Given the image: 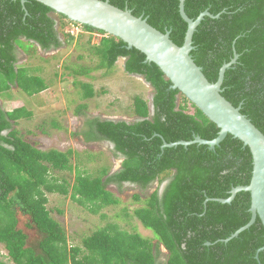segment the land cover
<instances>
[{"label": "trees", "instance_id": "16d2710c", "mask_svg": "<svg viewBox=\"0 0 264 264\" xmlns=\"http://www.w3.org/2000/svg\"><path fill=\"white\" fill-rule=\"evenodd\" d=\"M101 1L146 18L158 31H169L174 44L182 45L187 24L179 14V0ZM183 5L192 20L209 13L192 36L194 63L215 83L222 65L237 54L224 73L221 95L232 106H240V113L264 135V0H184ZM51 15L62 22L61 29L71 23L101 36L97 45L87 49L98 63L70 69L72 75L88 77L97 70L108 74L124 58V73L142 76L152 88L153 113L150 101L134 96L135 121L88 119L80 133L83 142L110 143L113 156L122 158L118 171L101 167L90 174L70 164L72 150H39L20 136L18 121L32 117L23 105L11 111L0 105V244L7 259L13 264H264V228L259 218L244 228L251 219L250 193L240 191L230 202L219 201L228 199L233 188L250 183L249 148L229 134L214 149L200 144L162 148L163 142H190L195 136L213 140L219 128L178 90H172L161 70L146 63L138 50L127 49L120 39L70 21L36 1L22 5L20 0H0V100L10 101L14 86L29 97L48 88L44 78L16 64L21 43L45 53L64 44ZM66 38L69 35L65 42ZM79 85L81 99L95 96L89 83ZM85 108L78 105L76 114L82 115ZM91 160L92 155L86 156L87 162ZM74 170L72 183L51 174ZM155 183L158 188L145 198L142 193L133 196L138 207L131 216L126 213L152 232V238L107 223L84 237L81 246H72L48 206L47 195H68L89 214L98 215L120 205L108 190L110 185L120 190L125 184L133 185L144 192ZM19 213L29 218L27 227L39 233L36 247L28 246V236L19 229ZM161 247L167 254H162ZM0 264L7 263L0 258Z\"/></svg>", "mask_w": 264, "mask_h": 264}, {"label": "rangeland", "instance_id": "374dc122", "mask_svg": "<svg viewBox=\"0 0 264 264\" xmlns=\"http://www.w3.org/2000/svg\"><path fill=\"white\" fill-rule=\"evenodd\" d=\"M51 17L56 21V30L64 44L55 51L45 53L34 45L21 43L20 47L24 55L20 56L18 61L20 67L27 68L44 78L48 88L29 97L14 86L11 102L7 101L6 97H1L0 105L6 111L23 105L32 113L30 119L19 120L16 127L20 136L39 150L55 149L60 152L72 150L74 155L70 157V164L74 169L76 166L80 171L87 170L92 174L101 167H106L114 173L120 169L122 158L113 156V147L107 142L84 143L80 133L84 131L88 119L133 122L135 119L132 115L133 97L138 96L148 102L153 97L152 88L143 82L142 78L124 73V59H118L114 70L108 74H103V70H97L88 77L72 75L70 69L94 67L98 63V59L91 56L87 49L89 45H97L100 38L86 37L65 23L61 29L62 22H59V18L55 15ZM62 34L64 37L69 35L66 42ZM79 82L89 83L95 96L86 100L81 99L83 91ZM12 100L18 102L13 104ZM83 104L86 105L83 110L84 115L76 114L77 106ZM53 122L61 128L54 127ZM88 155H92L90 162L86 161ZM51 174L55 177H64L72 183L75 170L71 173L51 172ZM156 188L158 186L153 184L143 192L133 185L125 184L121 190L115 185H110L108 190L120 200V205L105 208L98 215L89 214L87 210L72 202L68 195H47L48 206L53 212V218L63 227L68 243L72 246H81L84 237L91 235L98 228L105 227L107 223H116L131 233L152 238V232L144 229L134 216L133 218L129 216L138 207L133 196L142 193L143 199ZM54 210H60L61 213ZM126 213L129 216H126ZM102 215L107 217L102 218ZM18 217V227L28 236V246L36 247L40 239L39 233L36 229L27 227L29 224L27 216L19 213ZM0 258L7 264H13L7 259V252L1 244Z\"/></svg>", "mask_w": 264, "mask_h": 264}, {"label": "water", "instance_id": "95a60500", "mask_svg": "<svg viewBox=\"0 0 264 264\" xmlns=\"http://www.w3.org/2000/svg\"><path fill=\"white\" fill-rule=\"evenodd\" d=\"M26 1L20 0V3L23 5ZM32 1L50 8L54 13L63 15L70 21L120 39L126 44L127 49L134 48L141 52L145 56V62L155 64L164 77L171 82L170 87L172 90H178L209 121L219 128L218 136L213 140H203L195 136L190 142L178 141L172 144L163 142L162 148L200 144L208 146L209 149H214L228 134L239 139L243 145L247 146L252 155L253 166L250 183L247 186L233 188L228 199H219V201L223 203L230 202L236 193L248 191L251 199V219L244 228L252 225L256 217L259 218L264 228V135L249 119L240 113V106H232L221 95L224 73L235 63L238 56L234 53L232 60L222 65L215 83H211L206 79L202 69L194 63L190 56V52L193 50V33L203 17L208 16L209 13L205 11L196 20H192L184 13V0H179V14L186 22L187 30L182 45L177 46L170 39L169 31L162 33L149 25L146 18L136 17L132 15L130 10H121L108 1ZM66 24L86 37H101L83 31L78 25ZM149 109L150 112L153 110L152 102L149 103ZM165 185L166 182L161 185L160 192H162Z\"/></svg>", "mask_w": 264, "mask_h": 264}, {"label": "flooded vegetation", "instance_id": "af4514ba", "mask_svg": "<svg viewBox=\"0 0 264 264\" xmlns=\"http://www.w3.org/2000/svg\"><path fill=\"white\" fill-rule=\"evenodd\" d=\"M22 41H24V40H22ZM28 44H29V43H28ZM36 47H37V46H36ZM38 48H39V47H38ZM39 50L41 51V49H39ZM17 51L19 52V54H18V61H19L20 56L24 55V52H23L20 48H18V47H17ZM18 61H17V64H16V65L20 66ZM21 65H23V64H21ZM155 185L157 186L156 183H155ZM160 250H161L162 254H164V252L162 251V249H160Z\"/></svg>", "mask_w": 264, "mask_h": 264}, {"label": "clouds", "instance_id": "9594fccd", "mask_svg": "<svg viewBox=\"0 0 264 264\" xmlns=\"http://www.w3.org/2000/svg\"><path fill=\"white\" fill-rule=\"evenodd\" d=\"M121 59H124V58H121ZM124 62H125V59H124ZM124 68V67H123ZM130 76H135V77H139V78H142L143 82H145L147 84V82L144 80V78L142 76H139V75H130ZM149 84V83H148ZM150 86V85H149ZM150 102H152V99L150 100ZM151 113H153V110L151 111ZM109 145H111L110 143H108ZM112 146V145H111ZM161 187V186H160ZM63 196V195H62ZM19 218V217H18ZM162 251H164V254H167V252L165 251V249L163 247H161ZM164 249V250H163Z\"/></svg>", "mask_w": 264, "mask_h": 264}, {"label": "crops", "instance_id": "0c3cea01", "mask_svg": "<svg viewBox=\"0 0 264 264\" xmlns=\"http://www.w3.org/2000/svg\"><path fill=\"white\" fill-rule=\"evenodd\" d=\"M152 99V98H151ZM136 120V118L134 119V121Z\"/></svg>", "mask_w": 264, "mask_h": 264}]
</instances>
